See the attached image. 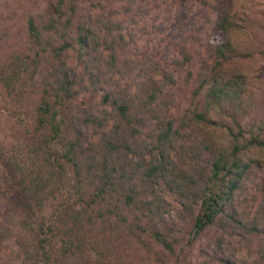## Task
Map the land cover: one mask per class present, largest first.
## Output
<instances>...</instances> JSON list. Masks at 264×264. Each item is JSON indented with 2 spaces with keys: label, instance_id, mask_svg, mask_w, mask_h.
<instances>
[{
  "label": "rangeland",
  "instance_id": "rangeland-1",
  "mask_svg": "<svg viewBox=\"0 0 264 264\" xmlns=\"http://www.w3.org/2000/svg\"><path fill=\"white\" fill-rule=\"evenodd\" d=\"M48 1L0 0V264H42L43 253L34 233L37 223H43L44 229L50 225L46 245L52 264H202L213 255L216 264H264L260 253L264 250V233L241 234L222 227L218 221L194 235L191 216L180 215L182 207L175 193L159 181L149 187L170 202L160 229L172 240V251L143 228L131 231L117 216L103 217L85 210L84 196L78 194L75 185L74 169L63 156L65 145L44 140L45 130L36 129L33 119L40 78L54 58L53 51L40 52L31 77L32 67L20 70L27 57L35 55V47L28 44L27 18L36 16L41 23L49 14ZM76 1L67 35L70 44L61 57L78 72L85 70L88 50L74 36L77 24L85 23L101 36L115 35L119 41L117 67L111 72L104 70L107 83L100 82L104 88H129L134 93L155 80L160 91L152 107L158 115L175 118L176 122L185 118L183 132L189 134L186 142L208 139L214 145L226 143L224 126L218 122L205 125L190 115L203 109L208 81L202 82L215 71L216 46L230 41L237 51L234 54V47L233 55L223 60L218 71L224 76L238 73L245 80L242 97L251 101L238 115L245 135L264 132V0ZM225 8L247 14L252 22L245 24V28L218 33L217 19ZM107 20L119 23L109 34L103 25ZM44 39L51 40L53 45L60 42L54 34ZM89 90L78 89L63 104L62 111L73 113L90 108L104 114V109L111 110L110 105L101 103L100 93L91 95ZM16 108L20 111L14 116ZM211 114L218 116L212 111ZM222 116L229 121L227 115ZM155 124V118L148 121L138 138L148 142L150 137L146 133ZM91 130L89 127L88 133ZM204 154V160L199 159L205 172L201 186L210 168V153ZM253 155L258 160L249 165L233 199L237 214L246 219L264 211V154L255 150ZM173 156L180 167L195 166L194 158L185 160L175 152ZM57 161L63 167L54 170L53 163ZM194 206L196 212L200 201ZM56 213L59 217L53 219ZM76 215L80 219L75 221ZM93 217L95 221L91 222ZM77 221L85 228L76 225ZM261 224L264 225V214ZM70 226L71 230L64 231ZM81 236L84 240L79 250L63 251V238L77 242ZM217 257H229L234 263L220 262Z\"/></svg>",
  "mask_w": 264,
  "mask_h": 264
},
{
  "label": "trees",
  "instance_id": "trees-1",
  "mask_svg": "<svg viewBox=\"0 0 264 264\" xmlns=\"http://www.w3.org/2000/svg\"><path fill=\"white\" fill-rule=\"evenodd\" d=\"M76 4V0H49V14L41 23L37 22L36 16H28V44L30 48L35 47L32 48L35 55L27 57L23 70H20L32 67L29 72L31 77L40 52L47 49L53 51L54 58L40 78V92L33 108V119L36 129L45 130L44 140L49 143L55 140L65 145L63 156L74 169L77 181L75 185L78 194L84 196L85 210H93L103 217L110 214L117 216L131 231L136 227L143 228L172 251V240L160 229V222L165 220L163 213L169 209L170 202L160 192L149 187L159 181L175 193L182 207L180 215L191 216L194 235L218 221L222 227L241 234L264 233V225L261 224L264 211L246 219L237 214L233 202L235 191L249 165L258 160L253 152L259 150L264 154V132L249 133L247 137L244 133L246 129L238 116L239 111L246 109L251 101L250 98L245 101L242 97L246 87L245 80L238 73L224 76L218 71L223 60L233 55L234 44L221 41L216 46L215 71L208 80L202 82L208 81L203 95V109L195 110L190 115L195 121L205 125L208 122H218L224 126L228 141L215 145L208 139L186 142L184 139L189 138V134L183 132L185 118L176 122L175 118L158 115L152 107V102L157 99L160 91L157 81L151 80L134 93L129 88L107 89L100 84L101 81L107 83L104 70L111 72L117 67L119 41L115 35L103 37L91 25L78 23L74 40L88 50L85 70L78 72L61 57L62 51L70 44L67 35L73 24L72 14L77 8ZM251 19L247 14L225 8L218 16L216 29L218 33H229L245 28V24L252 22ZM103 25L106 34H109L119 23L107 20ZM52 34L58 36L59 44L53 45L51 40L44 39ZM236 51L235 47L234 54ZM4 80L9 82L7 77ZM78 89H90L91 95L100 93L101 103L110 105L111 110L107 112L104 109V114L90 108L73 113L63 112V104L72 99ZM19 111L13 110V115ZM211 111L218 116L214 117ZM222 114L227 115L229 121H225ZM152 118L156 119V124L146 133L150 140L142 141L138 137ZM89 127L93 130L88 133ZM205 150L210 153V168L201 186V176L205 172L199 166V159L204 160L202 157ZM52 151L57 152L56 148ZM173 152L185 160L194 158L192 161L195 166L180 167ZM58 166L61 169L63 167L59 161L53 163L54 170ZM26 187L29 189V186ZM199 201L200 207L195 212L194 203ZM122 207L125 209L122 210ZM57 217L56 213L53 219ZM78 218L76 215L75 221ZM91 219V222L95 221L94 217ZM37 224L34 233L37 236L36 243L43 253L42 264H52L46 245L50 225L44 229L43 223ZM77 224L85 228V224L80 221ZM65 229L67 232L72 226ZM68 239L63 238L62 247H65L66 250L63 251L66 253L79 250L77 248L81 247L84 240L82 236L77 242ZM260 253L264 256V250H260ZM213 257L214 255L212 259ZM217 258L220 262L234 263L229 257ZM212 259L204 260L202 264H216ZM243 264L248 263L243 261Z\"/></svg>",
  "mask_w": 264,
  "mask_h": 264
}]
</instances>
